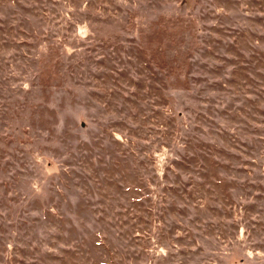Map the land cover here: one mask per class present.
<instances>
[{
    "label": "rangeland",
    "instance_id": "374dc122",
    "mask_svg": "<svg viewBox=\"0 0 264 264\" xmlns=\"http://www.w3.org/2000/svg\"><path fill=\"white\" fill-rule=\"evenodd\" d=\"M0 264H264V0H0Z\"/></svg>",
    "mask_w": 264,
    "mask_h": 264
}]
</instances>
